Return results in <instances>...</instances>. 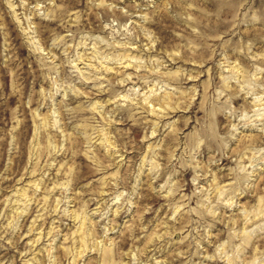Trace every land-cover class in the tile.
Wrapping results in <instances>:
<instances>
[{
  "label": "clouds",
  "instance_id": "obj_1",
  "mask_svg": "<svg viewBox=\"0 0 264 264\" xmlns=\"http://www.w3.org/2000/svg\"><path fill=\"white\" fill-rule=\"evenodd\" d=\"M0 264H264V0H0Z\"/></svg>",
  "mask_w": 264,
  "mask_h": 264
}]
</instances>
